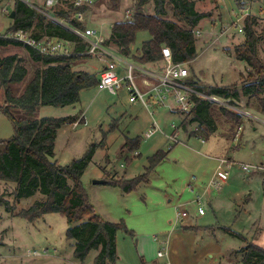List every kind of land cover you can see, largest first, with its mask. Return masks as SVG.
Listing matches in <instances>:
<instances>
[{"label": "rangeland", "instance_id": "1", "mask_svg": "<svg viewBox=\"0 0 264 264\" xmlns=\"http://www.w3.org/2000/svg\"><path fill=\"white\" fill-rule=\"evenodd\" d=\"M15 1L0 0V34L6 33L12 22L10 13ZM194 1L196 9L208 15L194 30L198 56L191 63H186L189 78L199 85L237 84L240 87L248 76L249 67L236 57L235 47L246 40L245 20L248 16L256 17L259 23L255 27L261 36L258 57L264 62V0ZM35 2L40 4L43 0ZM120 3L118 8H114L110 0H100L86 13L83 30L88 27L99 29L97 22L92 20L98 6L102 7L103 20H110L114 14L108 13L120 10ZM130 3L127 10L131 16L134 0ZM4 8L8 11H4ZM127 10L124 20L129 18ZM145 12L154 13L153 1L146 5ZM166 17L176 20L170 6ZM108 23L104 26L110 31L112 27ZM99 32L104 33L102 29ZM150 37L149 31H139L133 51L137 52L143 41ZM63 42L68 51L73 52L74 45ZM107 48L120 54L115 46L107 45ZM0 52L2 56L14 53L23 56L30 78L39 66L29 57L25 47L9 45ZM103 56L110 59L102 50L92 52L89 49L87 55L78 59L77 66L99 77L106 62ZM127 58L137 62L131 57ZM23 85H18L20 91ZM4 98V91L0 89V141L10 139L15 134L14 123L3 110ZM235 103L238 108L264 118L254 99L249 101L247 96L241 95ZM154 111L152 114L151 109L139 100L130 102L125 89L112 94L91 86L82 90L77 104L43 106L40 115H75L80 120L65 124L58 131L54 159L59 164L67 165L73 159L82 157L92 145L97 146L81 181L97 215L110 222H124L126 228H120L117 232V264L151 263L157 250L164 247L163 240L168 241L172 249V238L184 230L182 222L177 220L179 209H186L190 215H194L195 218L189 219L193 220V225L201 227V231L186 233L193 236L192 246L188 244L190 240L184 238L180 250L177 248L174 251L182 257V264H194L200 255L203 257L198 264H244L242 254L237 252L241 246L254 242L264 247V182L261 176L264 169L255 173L245 172L239 168V164H260L264 160V122L244 117L239 140L236 137L233 140L228 125L223 124L206 142L199 136H189L197 126L193 123L188 131L183 128L179 130V142L174 143L170 138L174 132L172 124L180 128L187 113L181 117L165 106L157 107ZM154 120L159 129L146 137L145 132ZM137 136L141 139L138 149H123L127 137ZM160 149L168 151V156L151 172L148 182L140 183L129 192L112 183L114 179H132L142 174L149 164V157ZM219 157H230L239 164L232 168L229 185L224 184V189L218 192L216 188L208 187L207 183L218 165ZM103 178L109 182L94 183L95 179ZM14 188L13 183L0 182V197L14 204L15 212L27 209L42 198L38 193L16 203L12 195ZM223 194L225 196H221ZM198 196L201 197L205 214L198 213L194 201ZM217 196H227V200L217 203L220 206H211L210 202ZM68 228L67 217L62 213H48L30 220L14 216L6 211L4 205H0V264H94L98 254L96 249H92L85 260L76 259L75 241L68 237ZM229 229L243 234L246 239L231 234ZM155 235L158 240L154 239ZM160 259L166 260L165 257Z\"/></svg>", "mask_w": 264, "mask_h": 264}, {"label": "trees", "instance_id": "2", "mask_svg": "<svg viewBox=\"0 0 264 264\" xmlns=\"http://www.w3.org/2000/svg\"><path fill=\"white\" fill-rule=\"evenodd\" d=\"M118 8L120 0H110ZM154 2V13L145 12L146 5ZM173 11L176 20L167 18V8ZM54 11L59 17L69 19L72 27L83 30V22L74 20L71 12L86 8L68 7ZM9 30L23 29L37 39L48 37L74 45L73 52L45 54L25 43L3 37L0 34V50L9 46L25 47L29 57L39 64L33 75L28 77V68L23 56L18 53L2 56L0 52V89L4 91L3 110L15 126L12 138L0 141V182L15 184L12 192L16 203L41 194L27 209L15 212V205L0 197V205L14 216L33 218L62 213L67 217L68 237L75 241L74 255L85 260L92 249L98 250L94 264H117V232L126 228L124 222L114 223L97 215L83 187L81 178L87 169L97 146L92 145L86 153L67 165L59 164L55 158L58 131L65 124L80 122L75 115L62 117L41 116L43 106L64 107L80 101L82 90L97 86L99 77L88 71L77 69L78 59L87 55L90 44L67 26L49 18L24 0H16ZM208 14L196 9L194 0H134V11L128 19L115 22L105 45L115 46L124 57L154 68L163 66V48L168 47L175 63H191L198 56L195 28ZM182 23V24H181ZM254 16L245 20L246 40L235 47L236 57L248 65V76L239 87L233 85H199L207 94L225 98L230 104L241 95L257 102V109L264 114V62L258 57L261 36L255 27ZM150 32L151 37L143 41L137 52L133 51L137 33ZM89 55H91L89 53ZM30 78V79H29ZM24 83L20 91L18 85ZM195 105L184 117L181 127L188 131L189 125L197 126L192 136L208 139L224 123L233 134V140L244 123V117L226 106H220L199 96H194ZM141 139L127 137L123 149L136 150ZM168 151L157 150L149 157L145 171L132 179H114L112 183L126 191H132L142 182H148L151 172L164 161ZM231 234L246 239L238 232ZM239 253L244 264H264V247L250 242Z\"/></svg>", "mask_w": 264, "mask_h": 264}, {"label": "built area", "instance_id": "3", "mask_svg": "<svg viewBox=\"0 0 264 264\" xmlns=\"http://www.w3.org/2000/svg\"><path fill=\"white\" fill-rule=\"evenodd\" d=\"M24 1L49 18L67 26L75 33L82 36L90 44V51L95 52L96 50H102L104 54L110 56L109 60L105 59L104 56L102 57L106 62L103 70L99 74V82L97 85L99 89L107 90L112 94H118L121 89H125L129 93L130 102L141 101L151 109L152 114L155 113V108L165 106L168 110L183 117V115L188 113L195 105L194 96H199L209 101H213L220 106H226L236 110L246 119L251 118L264 122V118L253 114L249 110L238 108L236 104L232 105L225 100V98L223 99L218 95L207 94L201 90L199 86L190 83V73L187 64L175 63L170 48H163V66H161V68H151L147 65L129 60L127 57L120 54H115V52L109 50L107 45L104 44L105 38L97 29L86 28L85 30H80L79 28L72 27L69 19L59 17L54 13L55 10L61 8L68 10L69 6L73 8H86V10L75 9L71 12V17L74 20L83 22L88 10L100 0H43V3L40 2V4L35 2V0ZM3 10L8 11L7 8H4ZM127 16H130L129 11H127ZM2 36L21 41L45 54H66L69 52L63 41L49 39L48 37L37 39L23 29L9 30L2 34ZM172 128L174 129V132L170 135V138L173 139L172 141L174 143H178L179 130H181L182 127L179 128V126L172 124ZM158 129V123L154 120L153 125L145 132V136H152ZM241 131L242 126L236 134V140L240 139ZM203 140L204 139L202 138V141ZM136 154H138L137 151ZM238 164V162L230 157L220 158L217 169L208 183V187H214L217 190H220L223 182L230 177L234 165ZM239 168L245 172L257 171L259 169H264V162H261L260 164L240 163ZM194 201L198 206V213L204 214V208L201 206V197L198 196ZM188 215L189 212L186 209L177 210L178 221L180 220L183 222ZM154 239L158 240V236L155 235ZM162 242L164 247L157 251V257L167 258L169 253V243L164 240ZM149 264L159 263L152 261ZM163 264H171V262L166 260Z\"/></svg>", "mask_w": 264, "mask_h": 264}, {"label": "crops", "instance_id": "4", "mask_svg": "<svg viewBox=\"0 0 264 264\" xmlns=\"http://www.w3.org/2000/svg\"><path fill=\"white\" fill-rule=\"evenodd\" d=\"M131 1V0H130ZM130 1L129 0H122V2L120 3V5H121V8H120V10H117L116 12H112V11H110L108 14H114L113 15V17L112 18H110V20H103V16L104 15H102L103 14V12H101V9H102V7L100 8V6H98L97 8H96V12H95V14H94V17H93V21L94 22H97V24L99 25V26H97V27H99V29L101 30L102 29V31L104 32V33H100L105 39H107L109 36H110V33H111V30L109 31L108 29H107V27H105L104 26V24H106V23H108V22H110V26L112 27V24L113 23H115V22H118V21H123L124 19H125V11L127 10V7H129L130 5H131V3H130ZM39 2V1H38ZM128 11V10H127ZM88 13V12H87ZM12 23V22H11ZM10 26H11V24H10ZM9 26V27H10ZM88 28H95V27H88ZM95 29H97L98 31H99V29L98 28H95ZM7 31V30H6ZM1 32V31H0ZM77 69H80L79 68V66H77ZM80 70H84V71H88V70H85V69H80ZM89 72V71H88ZM92 73V72H91ZM224 124V123H223ZM222 124V125H223ZM194 127H195V125H194ZM217 132V131H216ZM216 132H214V133H216ZM213 133V134H214ZM212 134V135H213ZM211 135V136H212ZM189 136H191L190 134H189ZM210 136V137H211ZM214 136H216V135H214ZM209 139V138H208ZM207 141V139H204L203 140V142H206ZM217 156H219V155H217ZM263 156H264V154H263ZM217 158V157H216ZM220 158H222V157H219L218 158V164H219V159ZM264 162V160H261L260 162ZM218 166V165H217ZM216 169H217V167H216ZM216 169H215V171H216ZM215 171L213 172V174L210 176V179L213 177V175H214V173H215ZM254 173H255V171H254ZM262 176V183L264 182V175L262 174L261 175ZM209 179V178H208ZM229 179H230V177L229 178H227V180L225 181V182H223V184H222V188L220 189V191H222L224 188H223V185L224 184H228L229 185ZM206 180V179H205ZM209 183V182H208ZM208 183H207V186H208ZM191 187H193L192 185H191V183L189 184ZM264 188V187H263ZM264 190V189H263ZM218 192H219V190H218ZM219 196V195H218ZM214 197L213 199H212V201L210 202V205L211 206H215L216 207V205L217 206H220L219 204H217V203H219V202H223V201H225V200H227V196L226 197ZM221 196H225V194H223V195H221ZM228 198H230L229 196H228ZM205 214V213H204ZM189 218H195V216L194 215H190V213H189V215H188V217L187 218H185L184 220H183V222H182V227H183V232L182 233H176V235L172 238V242H173V247H172V249H171V246L169 247V253H168V256H167V258H166V260H168V261H170L171 262V264H182L183 263V260H182V257L180 258L178 255H176L175 253H174V251L175 250H177V248L180 250V248L182 247V245H183V239L184 238H186V240L187 239H189L190 240V243H188V244H190L191 246L193 245V240H192V235H189V234H186L188 231L190 232V233H192V232H195V231H201V227H198V226H195V225H193V220L191 221V219H189ZM185 220H187L186 222H185ZM241 234V233H240ZM243 235V234H242ZM244 244H245V242H243ZM247 244H245V245H243V246H241V248H243V247H245ZM185 247V246H184ZM240 250V249H239ZM239 250H237V252L239 251ZM158 251V250H157ZM220 250H218L217 252H219ZM233 252H234V250H233ZM233 252H232V254H233ZM209 254V253H208ZM212 255V254H211ZM155 257V259L153 260V261H155L156 263H159V264H163V262H165L164 260H162V259H160V258H158L157 257V254H156V256H154ZM203 257V255H200V257L199 258H197V261L196 262H194V264H198L199 262H200V259ZM236 260H238V259H236ZM241 260H242V258H241Z\"/></svg>", "mask_w": 264, "mask_h": 264}, {"label": "water", "instance_id": "5", "mask_svg": "<svg viewBox=\"0 0 264 264\" xmlns=\"http://www.w3.org/2000/svg\"><path fill=\"white\" fill-rule=\"evenodd\" d=\"M10 17L13 19L15 17V10H12L11 13H10ZM109 182V180L107 179H95L94 180V183H107Z\"/></svg>", "mask_w": 264, "mask_h": 264}]
</instances>
